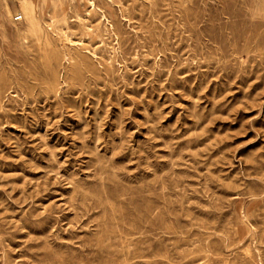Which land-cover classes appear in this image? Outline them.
Wrapping results in <instances>:
<instances>
[{
  "label": "rangeland",
  "instance_id": "1",
  "mask_svg": "<svg viewBox=\"0 0 264 264\" xmlns=\"http://www.w3.org/2000/svg\"><path fill=\"white\" fill-rule=\"evenodd\" d=\"M8 1L0 264H264V0Z\"/></svg>",
  "mask_w": 264,
  "mask_h": 264
},
{
  "label": "bare ground",
  "instance_id": "2",
  "mask_svg": "<svg viewBox=\"0 0 264 264\" xmlns=\"http://www.w3.org/2000/svg\"><path fill=\"white\" fill-rule=\"evenodd\" d=\"M18 1H20V5H19V8H18V17L19 16H21L23 19H25L24 21H25V23H24V26H25V31H26V33H29V34H31V35H33V36H36V35H38L41 31H42V26H41V23H40V18L38 17V12H39V7H40V0H18ZM216 1V0H215ZM0 2H1V6L3 7V10H6L7 11V15L9 16V15H11V8H10V4H9V1L8 0H0ZM145 2V1H144ZM242 2H243V0H242ZM251 2V1H250ZM101 3H103V2H101ZM212 3V2H211ZM105 4V3H104ZM164 4V3H163ZM251 4V3H250ZM112 5V4H111ZM246 5V4H245ZM242 6V5H241ZM104 7V6H103ZM248 7V6H247ZM117 8V7H116ZM121 8V7H120ZM0 9H2V8H0ZM122 9H123V7H122ZM223 9V8H222ZM235 9V8H234ZM99 10V9H98ZM106 10H108V9H106ZM248 10V9H247ZM77 12V11H76ZM105 12V11H104ZM110 12V11H109ZM204 12H205V10H204ZM79 13V12H78ZM52 14V13H51ZM72 14V13H71ZM223 15V14H222ZM121 16V15H120ZM251 16V15H250ZM114 17V16H113ZM224 17V16H223ZM252 17V16H251ZM5 18V17H4ZM72 18V17H71ZM102 18H103V16H102ZM87 19V18H86ZM105 19V18H104ZM111 19V18H110ZM79 20V19H78ZM7 21V20H6ZM250 21H251V19H250ZM12 22V21H11ZM76 22V21H75ZM205 22V21H204ZM78 23V22H77ZM84 23H86V22H84ZM227 23V22H226ZM8 24V23H7ZM11 24V23H10ZM79 24V23H78ZM98 24V23H97ZM49 25V24H48ZM15 26V25H14ZM81 26H83V25H81ZM48 27V26H47ZM182 27V26H181ZM49 28V27H48ZM59 28V27H58ZM67 28V27H66ZM200 28V27H199ZM220 29V28H219ZM4 30V29H3ZM90 30V29H89ZM112 30V29H111ZM9 31V30H8ZM8 31H7V33H8ZM88 31V30H87ZM106 31V30H105ZM10 32V31H9ZM14 32V31H13ZM135 32V31H134ZM4 33V32H3ZM148 33V32H147ZM163 33V32H162ZM43 34V33H42ZM61 34V33H60ZM200 34H202V33H200ZM11 35V34H10ZM26 35V34H25ZM52 35H54V34H52ZM82 35V34H81ZM95 35V34H94ZM42 36V35H41ZM109 36V35H108ZM1 38V37H0ZM54 38H55V36H54ZM53 38V39H54ZM16 39H18V38H16ZM69 39V38H68ZM11 40V39H10ZM111 40V39H110ZM159 40V39H158ZM25 41V40H24ZM41 41V40H40ZM54 41V40H53ZM67 41V43H69L70 44V42H68V40H66ZM16 42V41H15ZM45 42V41H44ZM72 42V41H71ZM19 43V42H18ZM25 43V42H24ZM143 43V42H142ZM55 44V43H54ZM110 44H111V42H110ZM113 44V43H112ZM21 45V44H20ZM56 45V44H55ZM71 45V44H70ZM82 45V44H81ZM80 46V45H79ZM141 46V45H140ZM3 47V46H2ZM37 47V46H36ZM78 48V47H77ZM141 48H142V46H141ZM39 49H40V47H39ZM38 49V50H39ZM1 50V49H0ZM18 50H19V47H18ZM113 50V49H112ZM20 51V50H19ZM64 51V50H63ZM202 51V50H201ZM117 52V51H116ZM42 53V52H41ZM82 53V52H81ZM87 53V52H86ZM113 53V52H112ZM118 53V52H117ZM161 53V52H160ZM199 53V52H198ZM210 53V52H209ZM43 54V53H42ZM1 55V54H0ZM24 55H25V52H24ZM161 55V54H160ZM205 55V54H204ZM44 56V55H43ZM73 56V55H72ZM94 56V55H93ZM112 56V55H111ZM119 56V55H118ZM91 57V56H90ZM203 57V56H202ZM45 58V57H44ZM58 58V57H57ZM210 58V57H209ZM28 59V58H27ZM205 59V58H204ZM58 60V59H57ZM124 60V59H123ZM68 62V61H67ZM108 62V61H107ZM42 63V62H41ZM73 63V62H72ZM69 64V63H68ZM42 65V64H41ZM1 66V65H0ZM64 66V65H63ZM25 67V66H24ZM58 67V66H57ZM44 69V68H43ZM240 70V69H239ZM46 74V73H45ZM8 75V74H7ZM61 76V75H60ZM92 77V76H91ZM62 78V77H61ZM65 83V82H64ZM16 97V96H15ZM19 98V97H18ZM4 109V108H3ZM1 111V110H0ZM54 161V160H53ZM97 161V160H96ZM101 165H102V163H100ZM97 165H99V164H97ZM100 166V165H99ZM98 166V167H99ZM193 166V165H192ZM251 167H252V165H251ZM196 168V167H195ZM254 168V167H253ZM256 168V167H255ZM197 169V168H196ZM252 169V168H251ZM112 170V169H111ZM197 171V170H196ZM96 172V171H95ZM112 173V172H111ZM114 174V173H113ZM95 176V175H94ZM108 176V175H107ZM116 176V175H115ZM158 177V176H157ZM161 177V176H160ZM108 178V177H107ZM116 178V177H115ZM102 179H103V177H102ZM106 179V178H105ZM119 180V179H118ZM102 181V180H101ZM106 181H107V179H106ZM114 181V180H113ZM121 181V180H120ZM100 182V181H99ZM207 182V181H206ZM208 183V182H207ZM211 183V182H210ZM260 183V182H259ZM101 184V183H100ZM258 184V183H257ZM261 184V183H260ZM123 184H121V186H122ZM127 185V184H126ZM148 185V184H147ZM200 185V184H199ZM106 186H108V185H106ZM120 186V185H119ZM118 186V187H119ZM146 186V185H145ZM184 186V185H183ZM208 186V185H207ZM242 186H243V184H242ZM103 187V186H102ZM114 187V186H113ZM162 187V186H161ZM219 187V186H218ZM117 188V187H116ZM129 188H131V186L129 187ZM145 188V187H144ZM188 188V187H187ZM205 188V187H204ZM104 189V188H103ZM118 189V188H117ZM128 189V188H127ZM134 189V188H133ZM145 189H147V188H145ZM179 189V188H178ZM90 190H91V188H90ZM129 190V189H128ZM167 190V189H166ZM185 190V189H184ZM211 190V189H210ZM221 190V189H220ZM100 191V190H99ZM121 191V190H120ZM122 191H123V189H122ZM140 191H141V189H140ZM190 191V190H189ZM194 191V190H193ZM205 191V190H204ZM235 191V190H234ZM179 192V191H178ZM187 192V191H186ZM186 192H184V193H186ZM191 192V191H190ZM201 192V191H200ZM203 192V191H202ZM209 192V191H208ZM211 192V191H210ZM210 192H209V194H210ZM260 192V191H259ZM115 193V192H114ZM119 193V192H118ZM206 193V192H205ZM174 194V193H173ZM188 194V193H187ZM195 194V193H194ZM227 194V193H226ZM229 194V193H228ZM251 194V193H250ZM133 195H135V194H133ZM160 195V194H159ZM170 195H171V193H170ZM236 195V194H235ZM76 196V195H75ZM173 197H174V195H172ZM194 196H196V194L194 195ZM201 196V195H200ZM237 196V195H236ZM244 196V195H243ZM250 196V195H249ZM117 197V196H116ZM146 197V196H145ZM193 197V196H192ZM196 197H198V196H196ZM217 197V196H216ZM215 197V198H216ZM225 197V196H224ZM90 198H92V197H90ZM109 198V197H108ZM108 198H106V199H108ZM148 198H150V197H148ZM169 198H171V197H169ZM176 198V197H175ZM199 198V197H198ZM220 198H222V196L220 197ZM140 199H142V198H140ZM144 199V198H143ZM165 199V198H164ZM177 199V198H176ZM196 199V198H195ZM200 199V198H199ZM198 199V200H199ZM217 199V198H216ZM227 199V198H226ZM147 200V199H146ZM155 200V199H154ZM204 200V199H203ZM212 200V199H211ZM218 200H220V199H218ZM222 200V199H221ZM230 200V199H229ZM161 201V200H160ZM168 201V200H167ZM174 201V200H173ZM183 201H184V199H183ZM185 201H186V199H185ZM184 201V202H185ZM137 202V201H136ZM139 202V201H138ZM142 202V201H141ZM145 202V201H144ZM171 202V201H170ZM118 203V202H117ZM178 203V202H177ZM189 203V202H188ZM208 203V202H207ZM223 203V202H222ZM156 204V203H155ZM162 204V203H161ZM179 204V203H178ZM193 204H195V203H193ZM200 204H202V203H200ZM210 204H212V203H210ZM224 204V203H223ZM129 205V204H128ZM138 205H139V203H138ZM147 205H149V204H147ZM146 205V206H147ZM164 205H166V204H164ZM169 205H172V204H169ZM181 205V204H180ZM187 205V204H186ZM196 205V204H195ZM222 205V204H221ZM55 206V205H54ZM54 206H53V208H54ZM59 207V206H58ZM130 207V206H129ZM147 207H149V206H147ZM178 207V206H177ZM211 207V206H210ZM215 207V206H214ZM52 208V209H53ZM145 208V207H144ZM171 208V207H170ZM172 208H174V207H172ZM187 208H189V207H187ZM194 208V207H193ZM192 208V209H193ZM196 208V207H195ZM212 208V207H211ZM211 208H208V209H211ZM219 208V207H218ZM199 209V208H198ZM201 209V208H200ZM45 210V209H44ZM133 210V209H132ZM137 210V209H136ZM204 210V209H203ZM203 210H201L202 212H203ZM61 211V210H60ZM145 211V210H144ZM181 211H182V209H181ZM199 211V210H198ZM105 212V211H104ZM139 213H140V210L138 211ZM149 212H150V210H149ZM167 212V211H166ZM174 212H176L175 210H174ZM186 212H187V210H186ZM192 212V211H191ZM217 212V211H216ZM34 213H36V212H34ZM58 213V212H57ZM148 213V212H147ZM151 213V212H150ZM162 213V212H161ZM170 213V212H169ZM180 213V212H179ZM184 213V212H183ZM190 213V212H189ZM210 213V212H209ZM136 214V213H135ZM174 214V213H173ZM185 214V213H184ZM194 214V213H193ZM203 215H204V213H202ZM201 214V215H202ZM60 215V214H59ZM61 215H63V214H61ZM114 215V214H113ZM144 215H146V214H144ZM143 215V216H144ZM194 215H197V214H194ZM206 215H207V213H206ZM219 215V214H218ZM217 215V216H218ZM222 215V214H221ZM225 215V214H224ZM223 215V217H225ZM27 216V215H26ZM76 216V215H75ZM109 216V215H108ZM149 216V215H148ZM151 216V215H150ZM168 216V215H167ZM188 216H189V214H188ZM190 216H192V214L190 215ZM213 216V215H212ZM258 216V215H257ZM113 217V216H112ZM119 217V216H118ZM138 217V216H137ZM163 217V216H162ZM178 217V216H177ZM195 217V216H194ZM198 217V216H197ZM215 217V216H214ZM220 217V216H219ZM259 217V216H258ZM46 218V217H45ZM62 218V217H61ZM140 218V217H139ZM144 218H145V216H144ZM147 218V217H146ZM150 218H152V217H150ZM180 218H181V216H180ZM192 218V217H191ZM196 218V217H195ZM226 218V217H225ZM241 218V217H240ZM47 219V218H46ZM45 219V220H46ZM113 219H115V218H113ZM112 219V220H113ZM158 220H159V218H157ZM163 219V218H162ZM165 219V218H164ZM197 219V218H196ZM195 219V220H196ZM198 219H200V217L198 218ZM224 219V218H223ZM228 219V218H227ZM227 219H226V222H227ZM230 219V218H229ZM228 219V220H229ZM44 220V219H43ZM52 220V219H51ZM108 220V219H107ZM110 220V219H109ZM127 220V219H126ZM150 220V219H149ZM172 220H174V219H172ZM193 220V219H192ZM217 220H219L218 218H217ZM240 220H242V219H240ZM31 221V220H30ZM33 221V220H32ZM111 221V220H110ZM128 221H129V219H128ZM141 221V220H140ZM147 222H148V220H146ZM155 221V220H154ZM160 221V220H159ZM177 221V220H176ZM202 221L204 222V220L202 219ZM61 222V221H60ZM59 222V223H60ZM153 222V221H152ZM171 222V221H170ZM178 222V221H177ZM181 222V221H180ZM185 222V221H184ZM193 222V221H192ZM211 222V221H210ZM32 223V222H31ZM94 223V222H93ZM160 223V222H159ZM163 223V222H162ZM188 223V222H187ZM190 223H191V220H190ZM218 223V222H217ZM216 223V224H217ZM223 223H224V221H223ZM128 224V223H127ZM145 224V223H144ZM155 224V223H154ZM183 224V223H182ZM189 224V223H188ZM193 224H194V222H193ZM196 224V223H195ZM208 224V223H207ZM28 225V224H27ZM118 225V224H117ZM136 225V224H135ZM148 225H149V222H148ZM160 225V224H159ZM167 225V224H166ZM173 225V224H172ZM184 225V224H183ZM230 225V224H229ZM232 225V224H231ZM7 226V225H6ZM105 226V225H104ZM161 226V225H160ZM179 226V225H178ZM212 226V225H211ZM215 226V225H214ZM220 226V225H219ZM225 226V225H224ZM227 226V225H226ZM27 227V226H26ZM67 227V226H66ZM101 227V226H100ZM143 227V226H142ZM182 227V226H181ZM197 227V226H196ZM201 227V226H200ZM6 229H7V227H5ZM134 228H136V230H139V228L137 229V227H134ZM133 228V229H134ZM152 228V227H151ZM155 228V227H154ZM161 228V227H160ZM166 228V227H165ZM217 228V227H216ZM242 228V227H241ZM252 228V227H251ZM1 229V228H0ZM34 229V228H33ZM54 229V228H53ZM100 229V228H99ZM109 229V228H108ZM118 229V228H117ZM123 229V228H122ZM126 229V228H125ZM130 229V228H129ZM198 229V228H197ZM203 229V228H202ZM209 229H210V227H209ZM103 230V229H102ZM106 230V229H105ZM124 230V229H123ZM180 230V229H179ZM185 230H187V229H185ZM218 230V229H217ZM220 230V229H219ZM218 230V231H219ZM5 231V230H4ZM8 231V230H7ZM131 231H134V230H131ZM141 231V230H140ZM139 231V232H140ZM166 231V230H165ZM184 231V230H183ZM201 231V230H200ZM224 231V230H223ZM233 231V230H232ZM1 232V231H0ZM44 232V231H43ZM73 232V231H72ZM97 232V231H96ZM100 232V231H99ZM107 232V231H106ZM109 232V231H108ZM127 232H129V231H127ZM177 232V231H176ZM188 232H189V230H188ZM192 232V231H191ZM65 233V232H64ZM69 233V232H68ZM144 233V232H143ZM146 233V232H145ZM165 233H167V232H165ZM186 233V232H185ZM200 233V232H199ZM203 233V232H202ZM205 233V232H204ZM203 233V234H204ZM229 233V232H228ZM5 234V233H4ZM57 234V233H56ZM60 234V233H59ZM99 234V233H98ZM107 234V233H106ZM105 234V235H106ZM153 234V233H152ZM158 234V233H157ZM171 234V233H170ZM187 234V233H186ZM196 234V233H195ZM13 235V234H12ZM58 235V234H57ZM67 235V234H66ZM95 235V234H94ZM130 235H132V234H130ZM129 235V236H130ZM140 235V234H139ZM148 235V234H147ZM172 235V234H171ZM178 235V234H177ZM188 235H190V234H188ZM193 235V234H192ZM216 235V234H215ZM99 236V235H98ZM119 236V235H118ZM117 236V237H118ZM122 236V235H121ZM134 236V235H133ZM162 236V235H161ZM207 236V235H206ZM72 237V236H71ZM70 237V238H71ZM86 237V236H85ZM112 237V236H111ZM131 237V236H130ZM158 237V236H157ZM165 237V236H164ZM197 237V236H196ZM195 237V238H196ZM199 237V236H198ZM262 237H263V235H262ZM262 237H260V238H262ZM9 238V237H8ZM40 238V237H39ZM69 238V237H68ZM88 238V237H87ZM121 238V237H120ZM138 238H140V237H138ZM142 238V237H141ZM140 238V239H141ZM166 238V237H165ZM172 238V237H171ZM184 238V237H183ZM188 238V237H187ZM186 238V239H187ZM207 238V237H206ZM225 238V237H224ZM242 238V237H241ZM257 238V237H256ZM73 239V238H72ZM79 239V238H78ZM147 239V238H146ZM145 239V240H146ZM163 239V238H162ZM173 239V238H172ZM181 239V238H180ZM190 239V238H189ZM193 240H195L194 238H192ZM253 239V238H252ZM252 239H251V241H252ZM44 240V239H43ZM91 240V239H90ZM101 240V239H100ZM116 240V239H115ZM134 240V239H133ZM155 240V239H154ZM157 240V239H156ZM177 240V239H176ZM204 240V239H203ZM209 240V239H208ZM215 240V239H214ZM233 240V239H232ZM239 240V239H238ZM262 240H263V238H262ZM1 241V240H0ZM14 241V240H13ZM93 241V240H92ZM118 241V240H117ZM127 241V240H126ZM129 241V240H128ZM147 241V240H146ZM160 241V240H159ZM169 241V240H168ZM197 241V240H196ZM195 241V242H196ZM218 241V240H217ZM240 241V240H239ZM242 241V240H241ZM36 242V241H35ZM50 242V241H49ZM62 242V241H61ZM99 242V241H98ZM121 242V241H120ZM140 242V241H139ZM142 242V241H141ZM145 242V241H144ZM150 242V241H149ZM148 242V243H149ZM193 242V241H192ZM220 242V241H219ZM60 242H58V244H59ZM90 243V242H89ZM100 243V242H99ZM199 243H201V242H199ZM209 243V242H208ZM258 243V242H257ZM256 243V244H257ZM82 244V243H81ZM91 244V243H90ZM114 244V243H113ZM124 244V243H123ZM253 244V243H252ZM9 245V244H8ZM68 245V244H67ZM136 245V244H135ZM147 245V244H146ZM184 245V244H183ZM224 246H226L225 244H223ZM73 246V245H72ZM82 246V245H81ZM91 246V245H90ZM97 246V245H96ZM102 246V245H101ZM120 246V245H119ZM129 246H130V244H129ZM141 246V245H140ZM198 246V245H197ZM205 246V245H204ZM9 247H10V245H9ZM83 247V246H82ZM116 247V246H115ZM132 247V246H131ZM134 247V246H133ZM89 248V247H88ZM252 248V247H251ZM2 249H3V247H2ZM51 249V248H50ZM123 249V248H122ZM126 249V248H125ZM167 249V248H166ZM211 249H212V246H211ZM218 249V248H217ZM228 249V248H227ZM60 250V249H59ZM117 250V249H116ZM140 250V249H139ZM186 250V249H185ZM192 250V249H191ZM13 251V250H12ZM52 251V250H51ZM54 251V250H53ZM110 251V250H109ZM122 251V250H121ZM134 251V250H133ZM186 251H188V250H186ZM215 251V250H214ZM214 251H213V253H214ZM239 251V250H238ZM248 251V250H247ZM246 251V252H247ZM254 251V250H253ZM261 251V250H260ZM105 252V251H104ZM141 252V251H140ZM62 253V252H61ZM139 253V252H138ZM173 253V252H172ZM171 253V254H172ZM215 253H217V252H215ZM57 254V253H56ZM95 254V253H94ZM108 254V253H107ZM110 254V253H109ZM111 254H113V253H111ZM126 254V253H125ZM129 254V253H128ZM242 254V253H241ZM12 255V254H11ZM30 255H32V254H30ZM45 255V254H44ZM75 255V254H74ZM141 255V254H140ZM159 255V254H158ZM162 255V254H161ZM160 255V256H161ZM168 255V254H167ZM231 255V254H230ZM229 255V256H230ZM236 255V254H235ZM8 256H10V255H8ZM22 256V255H21ZM114 256V255H113ZM126 256V255H125ZM124 256V257H125ZM132 256V255H131ZM134 256V255H133ZM139 256V255H138ZM141 256H143V255H141ZM140 256V257H141ZM166 256V255H165ZM175 256V255H174ZM206 256V255H205ZM210 256V255H209ZM218 256V255H217ZM228 256V257H229ZM234 256V255H233ZM237 256V255H236ZM242 256V255H241ZM245 256V255H244ZM2 257V256H1ZM5 257V256H4ZM63 257V256H62ZM123 257V258H124ZM127 257V256H126ZM151 257H153V256H151ZM170 257H171V255H170ZM173 257V256H172ZM204 257V256H203ZM249 257H250V255H249ZM8 258V257H7ZM88 258V257H87ZM107 258H109V257H107ZM111 258V257H110ZM120 258V257H119ZM134 258H136V257H134ZM139 258V257H138ZM142 258V257H141ZM145 258V257H144ZM212 258V257H211ZM259 258H260V256H259ZM38 259V258H37ZM197 259H199V258H197ZM213 259V258H212ZM218 259H219V257H218ZM242 259V258H241ZM243 259H245V258H243ZM251 259V258H250ZM254 259V258H253ZM112 260V259H111ZM132 260H135V259H132ZM264 260V259H263ZM9 261V260H8ZM48 261V260H47ZM94 261V260H93ZM112 261H114V260H112ZM125 261V260H124ZM136 261V260H135ZM156 261V260H155ZM216 261V260H215ZM221 261V260H220ZM226 261H228V259L226 260ZM231 261V260H230ZM235 261V260H234ZM5 262V261H4ZM17 262V261H16ZM53 262V261H52ZM117 262V261H116ZM138 262V261H137ZM144 262H147V261H144ZM166 262V261H165ZM168 262V261H167ZM166 262V263H167ZM202 262V261H201ZM218 262V261H217ZM222 262H223V260H222ZM232 262V261H231ZM241 262V261H240ZM6 263V262H5ZM20 263V262H19ZM44 263V262H43ZM103 263H104V261H103ZM119 263H121V261L119 262ZM141 263V262H140ZM193 263V262H192ZM229 263V262H228ZM249 263H251V262H249ZM94 264V263H93ZM100 264H101V262H100ZM134 264V263H133ZM186 264V263H185ZM224 264V263H223ZM226 264V263H225ZM261 264V263H260Z\"/></svg>",
  "mask_w": 264,
  "mask_h": 264
},
{
  "label": "built area",
  "instance_id": "3",
  "mask_svg": "<svg viewBox=\"0 0 264 264\" xmlns=\"http://www.w3.org/2000/svg\"><path fill=\"white\" fill-rule=\"evenodd\" d=\"M21 20H23V18H22L21 16L16 17V19H15L16 22H19V21H21Z\"/></svg>",
  "mask_w": 264,
  "mask_h": 264
}]
</instances>
